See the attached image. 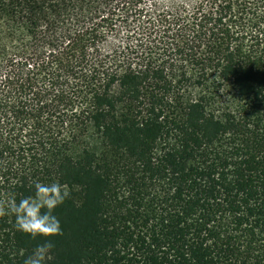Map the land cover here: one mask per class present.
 <instances>
[{"label": "trees", "instance_id": "obj_1", "mask_svg": "<svg viewBox=\"0 0 264 264\" xmlns=\"http://www.w3.org/2000/svg\"><path fill=\"white\" fill-rule=\"evenodd\" d=\"M37 182L46 264H264V0H0V207Z\"/></svg>", "mask_w": 264, "mask_h": 264}, {"label": "clouds", "instance_id": "obj_2", "mask_svg": "<svg viewBox=\"0 0 264 264\" xmlns=\"http://www.w3.org/2000/svg\"><path fill=\"white\" fill-rule=\"evenodd\" d=\"M32 196L20 199L15 197L7 201L6 209L0 207V214L5 210L14 217L15 229L32 239L45 238L24 258L23 264H46L50 259L53 244L47 239L61 234L60 221L54 215V210L61 205L68 193L64 186L57 182L43 184L37 182Z\"/></svg>", "mask_w": 264, "mask_h": 264}]
</instances>
